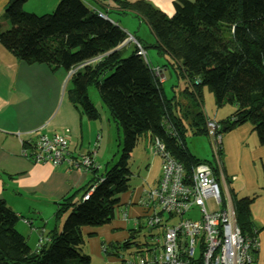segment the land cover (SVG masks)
Instances as JSON below:
<instances>
[{"label": "trees", "instance_id": "1", "mask_svg": "<svg viewBox=\"0 0 264 264\" xmlns=\"http://www.w3.org/2000/svg\"><path fill=\"white\" fill-rule=\"evenodd\" d=\"M24 1L6 2L2 14L10 26L0 31V45L26 63L46 64L52 70L62 67L67 72L75 68L65 84L67 99L88 118L97 119L100 113L87 95V87L94 86L121 129L122 141L118 159L106 163L102 179L81 189L83 195L93 187L88 199L71 196L59 203L57 217L70 211L60 231H50L49 241L37 252L15 229L21 217L0 199V264H90L82 227L101 226L114 218L120 195L130 187L131 152L143 135L152 142L158 138L182 164L186 177H191L195 165L204 163L217 179L218 171L222 173L219 164L195 157L185 144L186 136L209 137L206 122L211 119L201 108L204 86L212 92L216 106L235 107L220 123L211 120L218 125L216 133L249 123L264 144V0H174L170 16L148 0H112L115 7L134 11L146 22L154 41L144 43L134 32L141 47L154 46L168 54L171 65L175 63V74L185 83L170 98L163 93L164 81L156 82L150 62L136 53V45L125 43L133 46L125 50L127 34L108 19L109 10L104 9L107 18H102L84 0H58L51 12L37 15L22 9ZM172 129L175 135L169 134ZM251 199L233 202L240 231L255 237L249 218ZM154 207L160 224H149L147 214L146 223L132 229L129 237L104 245L103 250L116 255L121 264L139 261L140 250L153 244L154 237L162 236L177 218L171 211H162L157 200ZM124 211L121 217L127 221L129 213L124 216ZM141 227L147 230L142 245L135 241Z\"/></svg>", "mask_w": 264, "mask_h": 264}, {"label": "crops", "instance_id": "2", "mask_svg": "<svg viewBox=\"0 0 264 264\" xmlns=\"http://www.w3.org/2000/svg\"><path fill=\"white\" fill-rule=\"evenodd\" d=\"M7 1L0 0V14ZM57 1L52 0L51 6ZM84 1L86 5L91 2ZM92 1L97 6L93 2L87 6L96 12L103 13L104 9L110 12L121 11L112 0ZM108 19L119 25L110 16ZM122 30L127 34L126 30ZM155 66L161 65H151ZM68 72L62 67L52 70L46 64L18 60L0 45V199L21 217L15 223V229L34 252L49 241L39 242L41 230L48 237L50 231H60L63 219L70 209L57 217L59 203L71 196L73 200H83L81 189L92 184L96 178L102 179L99 176L103 172H99L101 165L97 158L106 151L108 129L103 121L98 120L101 118L100 112L97 119H90L79 110L78 105H73L67 99L65 84ZM230 107L233 110L228 116L235 108L232 104ZM97 120L100 122L99 126L90 124ZM87 125H91L89 130L85 129ZM97 133L100 135L99 139H96ZM255 133L254 127L249 123L223 131L221 151L218 153L217 149L218 158L212 157L219 164L224 179L222 207H226L229 200L235 214L234 199L252 197L249 218L258 240L257 250L253 253V264H264V144L259 142ZM41 134L66 137L70 156L79 158L80 155L92 153L97 170L85 171L67 161L56 165L31 161L23 152L28 153L30 144ZM188 138L192 140L197 137L186 136L185 144L188 143ZM137 144L138 147L135 149V146L132 153L141 150L144 165L137 172L132 171L130 187L120 195L116 206L120 214L115 213L107 224L82 227L84 252L90 255V264H121L116 255L105 252L103 246L121 243L129 237L132 229L146 223L148 207L152 205L147 202V192L158 181L161 160L153 151L148 135L140 137ZM210 148L213 151V146ZM124 210L129 213L127 221L121 217V211Z\"/></svg>", "mask_w": 264, "mask_h": 264}, {"label": "built area", "instance_id": "3", "mask_svg": "<svg viewBox=\"0 0 264 264\" xmlns=\"http://www.w3.org/2000/svg\"><path fill=\"white\" fill-rule=\"evenodd\" d=\"M97 14L107 18L100 11ZM127 37L128 41L136 45V53L148 62L144 48L132 35L127 34ZM74 70L71 69L68 76ZM152 73L157 83L165 80L162 67H152ZM206 127L213 145L212 154L214 158H218L217 145L221 142V135L216 133L218 125L207 120ZM169 134L175 135L176 131L172 129ZM99 136L97 133L96 139ZM30 145V151L23 153L33 162H50L56 165L67 161L85 171L97 168L92 153L80 155L79 158L70 156L68 141L62 135L41 134ZM152 149L160 157L161 172L156 186L147 192V202L152 203L147 211L148 223H161L160 217L154 211L155 200L159 202L162 211H171L177 218L175 223L166 226L162 236L154 237L153 244L140 250L136 255L140 258L139 261L137 258L136 262L126 261L125 264H253V253L257 250L258 240L240 231L229 200L226 207H222L223 195L211 168L199 163L188 178L182 164L173 158L158 138H154ZM91 191L92 188L86 191L82 196L83 200L88 199ZM208 198L214 200L217 208L210 210L205 206ZM192 207L198 212L196 218L187 215ZM127 214L124 211L123 215ZM47 240L48 235L41 230L39 242Z\"/></svg>", "mask_w": 264, "mask_h": 264}, {"label": "rangeland", "instance_id": "4", "mask_svg": "<svg viewBox=\"0 0 264 264\" xmlns=\"http://www.w3.org/2000/svg\"><path fill=\"white\" fill-rule=\"evenodd\" d=\"M52 0H26L22 4V9L27 12H32L37 15H41L44 13L51 12L55 5L51 6ZM88 1V0H87ZM92 4L97 6V3ZM105 1V0H104ZM111 1V0H110ZM128 1H135V0H128ZM152 5H154L156 8L164 12L166 15L170 16L172 15L174 11L173 7V1L174 0H148ZM58 2V1H57ZM90 2V4H91ZM89 3H87L88 6H90ZM2 14V13H1ZM0 14V31H3L7 28H9V23L6 21L3 14ZM109 16L112 19H115L120 27L124 30H126L127 34L132 35L134 34L141 39L142 42L150 43L152 44L154 41V37L151 34L146 22L144 19L136 14L134 11H112L109 13ZM131 41H128V37L125 39V43H128ZM125 50L129 52L132 49V44H125ZM146 57L148 61L150 62V65H161L164 67V75L165 80L161 84L162 90L166 98H170L173 93L176 95L178 94L179 89L183 86V83H185V80L176 75L175 71L177 70L175 67V63L171 65L173 60L163 51L158 52L157 48L154 46H148L145 49ZM160 66V67H161ZM175 70V71H174ZM67 76V74H66ZM203 93V101L201 108L204 111V114L209 118L214 120L217 123H220L221 118H225L229 115V113L233 110V108L230 107V104H224L222 106L216 107L214 97L212 92L207 88L203 87L202 89ZM87 95L90 99V101L94 104V106L99 110L101 113V118L98 119L100 121H103L104 124H106V128L108 129V139L106 141L107 147L104 154H101V157L98 156L97 160L100 162V171L104 172L105 168L109 166L105 164L106 161H111L113 159V163L118 159L119 156V149L120 144L122 141V131L116 123L110 119V114L108 113L107 109L102 105V102L99 98L97 89L89 85L87 87ZM109 118V121H106ZM92 121V125H100L99 121ZM91 121V120H90ZM91 125L85 126L86 130H89ZM256 134V133H255ZM188 148L192 152V154L195 157H198L199 159H207V160H213L212 157V151L209 146V137L205 134H200L197 136V138H188ZM138 147V144L136 145L135 149ZM214 162V160H213ZM144 165V159H143V153L141 150H135V152H131V157L129 161V168L132 171H138L142 166ZM220 171H218V184L221 187V193L224 194L223 189V175H221ZM132 185V184H131ZM205 206L213 210L215 209V203L212 198H208L205 200ZM120 210L116 209L115 213H119ZM190 217H198V212L196 211L195 207H192L191 211L187 214ZM184 215V216H187ZM173 223L176 222V220L172 221ZM145 226V225H144ZM20 227V224L18 225V228ZM147 230L145 227L139 228V231L136 233L135 241L140 243L141 245L144 242V234H146Z\"/></svg>", "mask_w": 264, "mask_h": 264}, {"label": "water", "instance_id": "5", "mask_svg": "<svg viewBox=\"0 0 264 264\" xmlns=\"http://www.w3.org/2000/svg\"><path fill=\"white\" fill-rule=\"evenodd\" d=\"M223 130H224V127H223Z\"/></svg>", "mask_w": 264, "mask_h": 264}, {"label": "clouds", "instance_id": "6", "mask_svg": "<svg viewBox=\"0 0 264 264\" xmlns=\"http://www.w3.org/2000/svg\"><path fill=\"white\" fill-rule=\"evenodd\" d=\"M220 189H221V187H220Z\"/></svg>", "mask_w": 264, "mask_h": 264}]
</instances>
